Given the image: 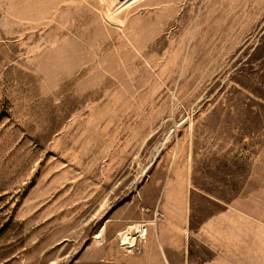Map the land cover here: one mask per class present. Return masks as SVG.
<instances>
[{"label":"rangeland","instance_id":"374dc122","mask_svg":"<svg viewBox=\"0 0 264 264\" xmlns=\"http://www.w3.org/2000/svg\"><path fill=\"white\" fill-rule=\"evenodd\" d=\"M247 142L264 0H0V264H156L177 180Z\"/></svg>","mask_w":264,"mask_h":264},{"label":"crops","instance_id":"0c3cea01","mask_svg":"<svg viewBox=\"0 0 264 264\" xmlns=\"http://www.w3.org/2000/svg\"><path fill=\"white\" fill-rule=\"evenodd\" d=\"M256 144L211 164L203 187L185 191L177 180L179 201L164 205L155 229L156 264H264V153Z\"/></svg>","mask_w":264,"mask_h":264},{"label":"bare ground","instance_id":"6f19581e","mask_svg":"<svg viewBox=\"0 0 264 264\" xmlns=\"http://www.w3.org/2000/svg\"><path fill=\"white\" fill-rule=\"evenodd\" d=\"M121 24H122V22H121ZM131 230H134L138 235L133 236L131 234ZM146 234H147L146 224L137 223V224L132 225L130 227L128 226V228L126 230L121 231L119 233V239L122 240L123 244H128V246L132 247L135 245L136 240H138V237L144 238L146 236ZM98 237H100V235Z\"/></svg>","mask_w":264,"mask_h":264},{"label":"water","instance_id":"95a60500","mask_svg":"<svg viewBox=\"0 0 264 264\" xmlns=\"http://www.w3.org/2000/svg\"><path fill=\"white\" fill-rule=\"evenodd\" d=\"M120 1H126V0H120Z\"/></svg>","mask_w":264,"mask_h":264}]
</instances>
